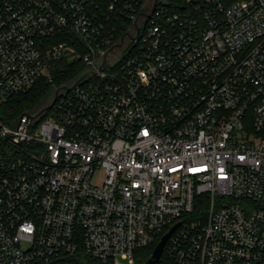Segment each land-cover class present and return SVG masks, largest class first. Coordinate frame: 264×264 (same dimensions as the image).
I'll list each match as a JSON object with an SVG mask.
<instances>
[{
	"label": "built area",
	"instance_id": "2783aa9c",
	"mask_svg": "<svg viewBox=\"0 0 264 264\" xmlns=\"http://www.w3.org/2000/svg\"><path fill=\"white\" fill-rule=\"evenodd\" d=\"M177 223L172 264H264V0H0V264H138Z\"/></svg>",
	"mask_w": 264,
	"mask_h": 264
},
{
	"label": "trees",
	"instance_id": "16d2710c",
	"mask_svg": "<svg viewBox=\"0 0 264 264\" xmlns=\"http://www.w3.org/2000/svg\"><path fill=\"white\" fill-rule=\"evenodd\" d=\"M83 72V66L79 60L67 61L60 60L51 68L53 82L40 80L29 91L24 92L19 97L12 100L11 103L3 109L5 116L18 115L24 111H32L42 107L45 100H49L54 88L62 86L77 78ZM154 245L140 249L136 254L138 264H143L153 250ZM160 264H172L170 258L163 253Z\"/></svg>",
	"mask_w": 264,
	"mask_h": 264
},
{
	"label": "water",
	"instance_id": "95a60500",
	"mask_svg": "<svg viewBox=\"0 0 264 264\" xmlns=\"http://www.w3.org/2000/svg\"><path fill=\"white\" fill-rule=\"evenodd\" d=\"M130 38H132L133 36L129 35ZM121 40H123V38H121ZM121 43L118 44V46ZM86 75V74H85ZM84 76H81L80 78H78L73 84L72 86H75L79 80H81ZM68 89V86H61L60 88H57L54 91L53 94V100L56 99L57 94L59 89ZM47 107H43L39 110L38 113H41L42 111H44V109H46ZM179 225V223L175 224L174 226H172L164 235H162V237L160 238V240L158 241V243L154 246L153 250L151 251V253L149 254L148 258L145 260V262L143 264H159L161 261V255H162V251H163V247L167 241V239L169 238V236L171 235V233L174 231V229Z\"/></svg>",
	"mask_w": 264,
	"mask_h": 264
},
{
	"label": "rangeland",
	"instance_id": "374dc122",
	"mask_svg": "<svg viewBox=\"0 0 264 264\" xmlns=\"http://www.w3.org/2000/svg\"><path fill=\"white\" fill-rule=\"evenodd\" d=\"M69 84H70V82H68V83H66V84H64V85H62V86H68ZM59 88H60V87H59ZM54 89H55V88H54ZM54 89H53V90H54ZM56 89H57V88H56ZM56 89H55V90H56ZM53 94H54V93H53ZM50 98H51V95H50ZM49 100H50V99H49ZM49 100H47V101L45 100V102L43 103V105H46V104L49 102ZM43 105H42V106H43Z\"/></svg>",
	"mask_w": 264,
	"mask_h": 264
}]
</instances>
